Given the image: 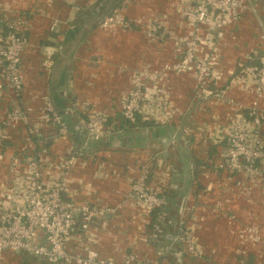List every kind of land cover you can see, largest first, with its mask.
<instances>
[{"label": "crops", "instance_id": "1", "mask_svg": "<svg viewBox=\"0 0 264 264\" xmlns=\"http://www.w3.org/2000/svg\"><path fill=\"white\" fill-rule=\"evenodd\" d=\"M115 1L0 0L3 15L28 39L21 57L20 101L32 123L42 126L34 136L19 123L6 126L1 142L5 156L0 160V209L24 200L28 175L23 159L28 154H41L47 180L52 170L58 172L54 162L59 154L70 145L74 147L70 135L63 140L50 137L49 126L41 117L46 100L52 99L57 111L71 112L82 128L85 115L79 106L85 104L116 121L118 129L109 136L125 137L120 138L118 146L108 145L110 149L81 153L73 168L60 171L67 187L65 197L73 204L112 209L92 223L86 234L76 232L67 243L69 251L85 253L93 249L117 263L127 252L134 256L135 264H175L173 251L178 246L170 235L189 228L202 250L195 264H264V240L256 241L246 232V228L264 227V189L251 181L236 184L225 171L215 170L218 157L209 152V138L221 134L220 124L230 122L237 110L252 101L253 95L247 92L250 86L246 87L249 80L230 85L221 96L211 93L195 99L190 74L167 72L157 80L156 88L177 116L170 122L141 127L140 134L122 130L117 116L132 75L174 62L183 39L191 32L192 16L180 13L178 5L183 0H119L121 13L135 28H100L97 22ZM72 16L77 19L68 22ZM155 18L172 39L145 37L147 24ZM54 20L60 23L52 30ZM82 21L87 23L83 27ZM68 33L70 37L65 40ZM200 34L198 56L217 65L214 76L220 86L254 50L226 46L210 26L202 27ZM3 94L0 90V117L11 104L9 96L1 101ZM258 104L264 108V96ZM199 127L212 131L203 137ZM150 143L156 144L154 150L148 148ZM196 160L201 164L194 165ZM141 171L146 172L150 189L164 188L174 195L169 196L168 212L161 215L157 236L151 239L145 237L151 230L150 216L134 199L125 197L131 180ZM197 181L202 185L199 190L194 185ZM0 264L49 262L23 252L4 251Z\"/></svg>", "mask_w": 264, "mask_h": 264}, {"label": "built area", "instance_id": "2", "mask_svg": "<svg viewBox=\"0 0 264 264\" xmlns=\"http://www.w3.org/2000/svg\"><path fill=\"white\" fill-rule=\"evenodd\" d=\"M236 1V0H235ZM240 2L232 0H183L178 9L182 15H191L190 34L183 39L180 52L174 62L165 63L159 68L140 70L131 78V86L127 95L121 100L119 114L129 121L136 116L143 120L155 123H164L173 120L177 113H173L166 106L163 94L156 88L157 80L165 73L190 74L194 81L192 96L195 99L204 98L211 93L223 95L230 85L249 80L247 92L253 99L246 107L237 110L233 119L220 124L223 128L219 133L209 138L211 145L217 148L218 160L214 161L215 170H223L236 184H249L261 186L264 189V108L259 107V100L264 96V53L258 54L255 50L253 56L256 64L245 65L242 62L238 71L232 72L227 85L219 91L208 88L210 82H215L208 59L197 58L201 29L213 26L214 30L222 26L221 18L225 10H235ZM120 8H114L97 22L102 29L119 26L134 29V23L124 18ZM217 12V13H216ZM214 15V16H213ZM60 23L54 20L51 29H56ZM217 32V31H216ZM145 37L148 39H172L168 30L164 29L160 20L155 18L147 24ZM28 39L22 34L15 22L8 20L0 8V90L7 92L14 102L0 117V160L4 152L1 142L8 124L19 123L26 127L27 132L34 136L42 126L32 123L31 117L21 106L23 83L21 75V57L28 46ZM252 53V52H251ZM251 53L247 56L248 59ZM245 59V60H246ZM153 89L150 92V87ZM217 87H220L216 84ZM158 91V92H157ZM42 121L50 129V137L68 139L69 131L62 116L49 99L46 100ZM83 129L88 138L99 139L107 137L117 131L116 121L95 109L82 105ZM199 135L203 136L212 129L199 127ZM48 131V130H47ZM73 146L59 154L54 165L58 172L52 170L49 178L44 176V162L40 153L28 154L23 159V165L28 175L24 200L18 205L5 206L0 209V257L4 251L23 252L30 256L45 259L49 264H135V258L130 253L121 256L120 263L113 258H103L93 249H86L85 253L71 252L67 249L68 241L79 230L86 234L92 223L97 222L110 208H97L91 205H75L65 197L66 183L62 172L73 168L80 157ZM146 172L141 171L131 180L127 199H134L150 216L153 209L162 205L167 206L165 189H150L146 184ZM163 214V213H162ZM166 214V213H165ZM163 214V215H165ZM246 232L256 241L264 240V227L246 228ZM157 228H152L146 239L155 238ZM178 238L184 253L192 259H200L202 250L195 242L193 233L189 228H182Z\"/></svg>", "mask_w": 264, "mask_h": 264}, {"label": "rangeland", "instance_id": "3", "mask_svg": "<svg viewBox=\"0 0 264 264\" xmlns=\"http://www.w3.org/2000/svg\"><path fill=\"white\" fill-rule=\"evenodd\" d=\"M236 1H239L240 3L235 8V10L229 8L228 10H225L222 15H217V17L221 18L222 20V26L220 27V29H216L219 39L221 40V42L223 41L226 46L229 45L235 49H239V46L241 45L247 48L253 47L254 49L258 46H261L259 48L263 49L264 48V0H236ZM236 1L232 0V2H236ZM110 11L111 10H109V12ZM210 27L214 28L213 26ZM199 57L202 56H197V58ZM199 59L206 60L207 58H199ZM209 66L212 72L214 73V70L217 67V65H215V63L212 61L209 63ZM234 71L236 70L234 69L232 72ZM213 83L216 85L215 82ZM224 83L225 81L222 84ZM7 98H8L7 92H4L1 101H4V99L6 100ZM13 102L14 99L11 98L9 100V103H13ZM141 130L142 128L139 127L138 129H130L127 131H129V134H133V133L140 134ZM155 147H156L155 143H150L148 148L149 149L151 148L150 150H154ZM168 209L169 208L166 207L163 211V214L165 213L167 214Z\"/></svg>", "mask_w": 264, "mask_h": 264}, {"label": "water", "instance_id": "4", "mask_svg": "<svg viewBox=\"0 0 264 264\" xmlns=\"http://www.w3.org/2000/svg\"><path fill=\"white\" fill-rule=\"evenodd\" d=\"M116 1H119V0H116ZM69 37H70V34L68 33L65 37V40ZM58 112L62 116L65 123L67 124L69 135L71 136L73 143L78 148L84 151H96L102 148V146L104 145H109L110 147L118 146L119 145L118 141L120 140V138L125 137L124 134H114V135L102 137L99 139L88 138L84 129L82 127H79L76 124V121H74V118L70 114L71 112H69L67 109H61ZM132 145L133 144H131L130 146ZM183 200H182V203H183ZM167 205H168V199H167ZM180 206H182V204ZM105 215H107V213ZM170 238H172L178 246V248H176L173 251V259H172L173 262L175 264H190L189 260L192 258L189 257V259H187L184 256V251L182 249V245L178 238V232H176V234H173V235L171 234Z\"/></svg>", "mask_w": 264, "mask_h": 264}, {"label": "trees", "instance_id": "5", "mask_svg": "<svg viewBox=\"0 0 264 264\" xmlns=\"http://www.w3.org/2000/svg\"><path fill=\"white\" fill-rule=\"evenodd\" d=\"M114 4H111V11L114 9V8H120V6L122 5V1H115V2H113ZM79 11V10H78ZM110 11V12H111ZM75 19H77V16H72V17H70V18H68V22L69 21H73V20H75ZM261 47V46H260ZM257 51L258 52V54H262V53H264V48L262 49V48H256V49H254L253 50V52L254 51ZM64 51V50H63ZM253 52L251 53V55H250V57L248 58V59H246V60H244L243 61V63L245 64V65H249V64H256L257 63V60L255 59V57H252L253 56ZM241 66L239 65V64H237L236 66H235V70L236 71H238V69L240 68ZM231 76H229L228 78H227V80L225 81V83L223 84V85H221L220 87H217L213 82H210L209 84H208V88L209 89H211V90H213V91H219L221 88H223V87H225V85H227V82H228V79L230 78ZM51 101H52V99H51ZM51 103H53V101L51 102ZM54 104V103H53ZM55 107V106H54ZM118 117V121H119V126L122 128V130H130V129H133L134 127H148V126H150V125H153V123H152V121H149V120H143V119H141L140 118V116L138 115V116H136V118L134 119V120H132V121H129V120H127V119H124L120 114L117 116ZM111 119V118H110ZM74 149L77 151V152H79V153H86L85 151H83L82 149H80V148H78L75 144H74ZM100 149H110L109 148V146L108 145H104V146H102V148H100ZM112 149V148H111ZM209 149H210V151L209 152H211V155H217V148L215 147V146H209ZM120 150V149H119ZM121 151H126V149H121ZM199 164H201V161L200 160H196V162H194V165H199ZM149 175V174H148ZM195 188H196V190H199V189H201V184H199V182L197 181V182H195ZM165 195H166V197H167V199H168V197L170 196V197H172V198H174V195H170V193L169 192H166V189H165ZM167 206H164V205H162V206H160V207H158V208H155V209H153L152 211H151V213H150V218H151V229L154 227V228H157V225L156 224H158V221H159V219H160V217H161V215H162V213H163V211H164V209L166 208ZM190 262V264H195V260L194 259H190L189 260Z\"/></svg>", "mask_w": 264, "mask_h": 264}, {"label": "flooded vegetation", "instance_id": "6", "mask_svg": "<svg viewBox=\"0 0 264 264\" xmlns=\"http://www.w3.org/2000/svg\"><path fill=\"white\" fill-rule=\"evenodd\" d=\"M87 23H86V21H82L81 22V26L83 27V26H85Z\"/></svg>", "mask_w": 264, "mask_h": 264}]
</instances>
